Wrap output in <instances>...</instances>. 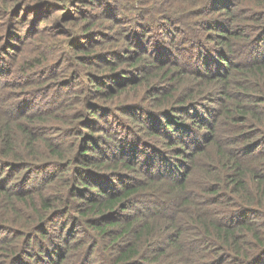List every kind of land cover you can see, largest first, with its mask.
Instances as JSON below:
<instances>
[{"label": "trees", "instance_id": "obj_1", "mask_svg": "<svg viewBox=\"0 0 264 264\" xmlns=\"http://www.w3.org/2000/svg\"><path fill=\"white\" fill-rule=\"evenodd\" d=\"M231 1L234 0H46L58 5L54 20L60 23L64 37L60 39L50 32V41L33 49L38 39L44 37L34 34L38 32V19L44 18L40 12L46 2L0 0V87L7 86L9 92L4 95L9 101L0 109V264H26L24 257H33L31 262L38 264H66V260L76 264H163L165 256L187 264L193 259L185 253L186 239L198 236L206 242L200 247L204 256L196 255L203 260L194 259V264H264V235L259 228L261 218L264 219V49L251 57L236 51L241 48L240 38H252L263 26L264 11L256 10L249 16L246 11L234 14L228 5ZM243 1L264 7L263 0ZM73 2L81 4L69 11ZM83 4L101 11H80L78 6ZM64 8L66 11H61ZM22 10L28 12L25 18ZM206 10L239 17L245 29L242 33L235 32L236 28L220 29L212 35L211 15ZM99 16L114 20L111 28L118 26L124 43H112L103 23L94 22ZM80 20L84 23L75 28ZM65 24L66 32L62 29ZM128 38L147 40L158 49L157 60L147 61L149 64L142 67L145 73L140 80V72H133L130 77L116 73V64L127 59L113 52L105 54L103 50L109 46L110 51L118 50L123 45L128 49ZM262 39L260 34L256 42ZM175 45L180 50L171 52ZM161 46L167 50L162 52ZM25 47L32 54L24 53L18 59ZM253 47L260 48L259 42ZM9 48L12 54L7 59L9 52H5ZM224 48L225 51L220 50ZM52 49H59L57 55ZM213 51L218 60L211 58ZM226 54L233 59L227 61L220 56ZM104 55L114 57L108 59ZM42 67L47 72L40 84H32V88L10 77ZM174 72L191 73L188 75L192 78L193 89L189 87L188 94L178 101L179 95L173 93L179 88ZM35 81L31 79L29 83ZM49 81L54 88L48 89L46 95L53 94V103L57 102V93L66 90L70 94L62 104L61 111L66 116L61 118L70 125L77 142L84 140L77 155L74 150L66 152L65 145L56 146L53 142L57 137L45 138L46 126L34 123L45 120V111L51 108H41L38 103L48 102L40 91ZM195 83L205 86L204 91L197 92L201 99L210 92L223 94L224 100L216 99L218 106L212 109L211 121L196 109L200 99L192 100ZM228 86L231 88L226 90ZM137 87L143 92L139 97H159L160 103L166 104L153 110V114L170 107L167 101H174L175 112L166 119L168 124H183L172 130L178 136L174 151L185 152V159L176 161L163 144L155 140L152 143L147 137L138 138L134 147L130 146L132 157L117 156L120 152L115 150L111 156L105 154L106 157L91 160L90 150L97 147L93 122L101 118L98 113L111 112L114 119L117 117L114 106L106 104L102 96L112 98ZM29 100L37 107L17 109L19 103L24 105ZM137 107L139 104H134L126 111H141ZM191 107L194 110L189 114ZM14 109L18 113H11ZM204 110L212 113L210 107ZM178 112L206 121L207 135L196 131L190 123L174 121L172 116L177 119ZM148 129L155 133L151 134L155 138L163 136L157 124ZM219 131L225 134L222 138L217 136ZM42 141L46 149L40 147ZM72 168L74 177L70 173ZM51 181L65 185L66 190L76 188L67 192L53 184L55 193L47 194ZM71 194H79V198L73 201ZM165 203L170 206L167 212L160 209ZM181 211L186 213L187 227L178 225ZM57 215L67 217L73 226H83L79 242L71 243L76 233L73 230L63 238L46 232L49 221ZM183 232L186 234L182 235ZM62 242H66L63 255L58 250ZM169 246L175 249L169 250ZM29 247H37L35 257L27 253ZM100 251L104 253L97 258Z\"/></svg>", "mask_w": 264, "mask_h": 264}, {"label": "rangeland", "instance_id": "obj_2", "mask_svg": "<svg viewBox=\"0 0 264 264\" xmlns=\"http://www.w3.org/2000/svg\"><path fill=\"white\" fill-rule=\"evenodd\" d=\"M16 3L17 2H21V0H14ZM44 2H46V0H42ZM264 1V0H263ZM81 4V2H73L71 7H68L69 11H74V7L76 5ZM46 7H44V9H42V11L40 12L41 14H43L42 20L38 19L40 24L39 26H37L38 32L36 34H34L35 36H42L44 35L43 39L39 38L37 41L36 46L37 47H33V49H37L39 46H43V44H45V42H49L50 41V32H53L54 34H56V37H61L60 39H63L62 36L64 34L61 33L62 30H60V23H55L56 21L54 20V18L58 15V12H55L58 7L57 4L54 3H47L46 2ZM231 9L233 10L232 12L234 14L239 13L243 11H246L245 15L249 16L252 15L253 12H255L256 10L258 11H264V7H260V6H254V4L252 2H250L249 4H245L243 0H234L231 1V3L228 4ZM80 7V11H86L89 12L91 14L94 13H98L100 11L98 10H93L92 9V5L88 4V5H80L78 6ZM207 8H211V5H207ZM93 10V11H92ZM52 11V12H51ZM61 11H66V9L64 8ZM207 11V10H206ZM21 13L24 14V18L25 16H27V11H21ZM207 13L209 15H211L210 17V24L212 25V28H210V33L212 35H216V32H219L220 29L224 30V29H235V32H243L244 25L243 28L241 27L242 25V20L239 17H228L227 13H223V11L218 12V11H207ZM207 14V15H208ZM238 16V14L236 15ZM4 16H2L3 18ZM228 17V18H227ZM95 18V17H94ZM96 20H94L96 25H99L100 23H103V27H104V31H106L107 33L110 32V35L112 36V43L115 44L118 40L117 44H121L124 43V41H122L123 37L121 35L122 31L118 32L117 30H119L118 26H116L115 28H111V26H113L114 24V20H108L107 17H96ZM224 21H223V20ZM46 21V24L43 26V22ZM23 21L19 22V24H21ZM63 23H66L63 22ZM83 20H80L76 26H74L75 28L81 24H83ZM28 25H30V22H28ZM108 25V26H107ZM48 26V27H47ZM19 27V26H16ZM16 29V28H15ZM62 29L66 32V24L64 27H62ZM113 29V30H111ZM21 31V30H19ZM109 31V32H108ZM138 33V32H137ZM136 33V35H137ZM263 36L264 40V24L263 26H260L259 29H257L256 33L253 35V37L250 39H243L240 38L242 40H240L242 43L241 44V48L238 47L236 48V51L240 53H246V56L251 57V56H255L257 54H255L256 52H258V50L261 49V51L264 49V41H258L260 44V48H254L253 45L254 43H258L256 42V39L258 36ZM125 36V35H124ZM2 37V32H0V38ZM135 37V36H134ZM148 39V38H147ZM246 40V41H244ZM122 41V42H121ZM129 48L128 49H124V45L123 46H119L121 47L120 49H114V50H109L111 47H104V52L105 54H110L111 52L115 53L118 56H122L124 55V57L127 59L126 61H121L118 62L119 64H116L117 68L115 71H118L116 73H118L119 75L124 74L125 73V77H130L131 75H133V72H137V73H141V76L138 78L139 80L141 78H143L145 71L144 68L146 64H149L147 61H153V60H157L156 56H157V51L158 49L151 46L149 44V42H147V40H143L141 41V38H133L129 39ZM136 42V43H135ZM135 43V44H134ZM159 44V43H158ZM263 45V47H261ZM108 46V45H107ZM151 47V48H150ZM216 47V46H214ZM227 47V46H226ZM27 47H25L22 51H20L19 55H18V59L20 58V55L24 54V53H31V50L26 49ZM161 49L162 52H165V50H167V48L165 46H161L159 47ZM226 48L224 49H220L221 51H225ZM180 49L175 45L174 47H172V51L171 52H176L179 51ZM219 50V51H220ZM12 49L9 48L5 53L9 52V55L7 56V59L11 58V54H12ZM54 55H57V53L59 52V49H52L51 50ZM260 51V53H262ZM101 53V52H99ZM212 55V59L213 60H218V54L217 52L213 51L210 52ZM219 53V52H218ZM235 54L234 51H230V54ZM113 54V55H115ZM113 55H104V58H108V59H112L114 56ZM222 57L225 58V60L227 61H231V59H233V57L229 54L226 55H220ZM227 56V57H226ZM236 57V55H235ZM129 61H133L134 64H130ZM63 64V63H62ZM214 63H211V65ZM50 69V65L48 66ZM226 67H229V64H226ZM175 69L178 71L179 70V66H176ZM114 71V72H115ZM46 70L44 71L43 67L41 68V70L39 71H27L24 74H20V72H17V74L15 73L14 75L10 76V77H14V80H20L22 83L25 84V86H29L30 88H32V86L36 85V84H40L41 79L43 78V73L46 74ZM155 72V71H154ZM178 73V74H177ZM174 74L176 75V79H175V84L179 87L178 89H176L175 91H173V93H176V95L178 94L179 97L176 99V101L182 99L183 97H185L188 92H186V90L189 91V87L192 88L191 84V77L189 75H191V73L188 74H180L179 72H177ZM138 75V74H137ZM125 77H122L121 79H124ZM31 79L36 80L34 83H29V81ZM178 80V81H176ZM126 80H121L122 83H124ZM197 83V82H196ZM194 84V90H195V94L193 93V97L192 100H199V106L196 108L199 112H201V114L203 116H207L208 121H211L212 119V115L214 114L212 112V109H215L218 106V101L216 100L217 98L220 100H224L223 98V94L221 92H210L208 94H206L204 96V98L201 99V97H198L197 92L198 90H203L205 86L199 87L198 84ZM34 84V85H32ZM1 85V84H0ZM14 87V86H13ZM26 87V88H29ZM209 87V86H208ZM16 89H18L17 87H15ZM54 88V86H52V83L49 81L44 88H42V90L40 91V95H43L45 101V104H43L42 101L38 100V103L40 105L41 108L43 107H48L51 106L50 109H48L49 111H45V120L43 121H34L35 125H44L46 126V131L44 132L45 134V138L48 135L49 137H57L54 139V144L56 146H60V147H64V149H66V152L68 151H73L76 152L77 155V151H80V146L81 144H84V140L83 138H80L77 142V138H76V134L72 133L73 131L71 129H69L70 125H67L68 123H64V119L61 118L62 116H66L62 113L61 108L63 107L62 104L66 103V98L69 97V92H67L66 90L61 91V93H57V102L55 101L53 103V101H51V96H53L52 93L46 95V92L48 89H52ZM170 87H168L167 89H169ZM229 88H231V86H228L226 88V90H228ZM167 89H165L167 91ZM182 89V90H180ZM193 89V88H192ZM209 89V88H208ZM163 90V91H165ZM184 90V91H183ZM207 90V89H206ZM7 86L3 88L0 87V109H4V106L7 104L6 100L8 99H4V95L9 92H7ZM142 88L141 87H137L133 92H128V89L124 92L121 93L119 96H115L112 98H106V96H102L105 97V99L102 98V100L105 101L106 104L108 105H112L113 107V111L116 113L115 115L117 116L116 119H114V114H110V113H104V115H102L101 113H98L97 117H101L99 119L95 118L94 122H93V131H94V143L97 145V147H95V149H91L90 151V158L91 160H97L103 157H106L105 154H107L108 156H111L112 154H115L113 151L118 150L120 153L117 156H123L122 154H124V157H132V153L129 152V150L131 149L130 146L134 147V142L136 143L139 139L138 138H147L148 139H152V143L154 142H158L159 144H163V148H166L168 150V155L171 156H175L174 158H176V161H179L180 159H185L184 158V153L185 152H181L180 154H176V151H174L177 148V144L175 142H177V133H175L172 129H177L179 127H182L183 124L178 125L176 122H171V124H168L166 117L170 116L171 113L175 112L174 109H176V104L173 103L174 101H167L166 103H169L167 105H170V107H164V110L161 111V113L159 114H153V110L158 111V108H161L162 106L166 105L160 103L161 100H159L160 98H155V96H149L144 94L142 97H139L142 94ZM204 93V92H203ZM133 95H137L139 98H135ZM161 96V95H160ZM198 97V99H196ZM11 98V97H10ZM17 98L21 99V98H25V96H17ZM4 99V100H3ZM12 99V98H11ZM9 101V100H8ZM35 99L33 100L34 103ZM138 101V102H135ZM22 102V100L20 101ZM31 100L28 101V103L25 101L23 103H25L24 105H20V103L17 105V109L19 108V110L24 111L25 109H30V108H36V103L32 105L30 104ZM36 102V101H35ZM190 101H188L189 103ZM59 103V104H57ZM124 103V105L126 106H118L119 104ZM139 104V108L141 109V111H138L137 109L133 111V114H131L132 112H127L126 109H131L133 108L134 104ZM195 103V102H194ZM116 105V106H115ZM142 105V106H141ZM210 107L211 108V112L210 114H208L204 109ZM37 110V109H36ZM190 113L193 112V107L188 109ZM197 111V112H198ZM196 112V114H197ZM11 113H18L16 111V109H14V111H11ZM180 115H177V119H175V115L172 116L174 121H180L182 120V122L184 124H188L190 123L191 125L196 127V131L199 130L198 132L201 134H206V125L207 123H205L206 121L202 120L201 122L199 120H197L194 116H190L189 114L183 112H178ZM177 114V113H176ZM161 119V120H159ZM164 119V121L162 120ZM224 121V120H222ZM205 123L203 126H199V123ZM157 124L158 128L161 131V133H163V136L161 137L159 135V138H155L153 137L151 134H155L150 132V129H148L149 125L151 124ZM148 124V125H147ZM170 125V126H169ZM31 128H35L36 126H30ZM170 129L169 132H167L165 128ZM226 128H228L229 131V125H226ZM224 131L225 128H224ZM166 132V133H165ZM167 134V135H164ZM225 134L223 133V131H219L217 136L222 138V136H224ZM78 143V145H77ZM151 143V144H152ZM40 144V147H43L46 149L45 143L44 141H42ZM171 144V148L169 147V145ZM77 145V146H76ZM58 146V147H59ZM94 147V146H93ZM186 147L189 148V145H186ZM184 148L180 149L183 150ZM123 150V151H122ZM178 150V149H177ZM131 154V155H129ZM129 155V156H128ZM178 155V156H177ZM173 158V159H174ZM185 163V161H183ZM73 164L75 165V160L73 161ZM133 165H136L135 163H133ZM1 167V165H0ZM181 170H183L184 166H181ZM74 169L72 168L70 173L71 176L74 177L75 173H74ZM4 170V169H3ZM68 172V170H66ZM82 175V174H81ZM84 175V174H83ZM0 176H2L1 171H0ZM53 184H55L56 186H58L56 189L60 188L63 191H67V192H72L75 190L76 187H70L68 190H66V186L62 185L61 183H55L54 181H51V183L48 185L51 188H47L46 189V193L47 194H52L55 193V190L52 186ZM54 190V191H53ZM197 191V190H196ZM58 193V191H56ZM199 192V191H197ZM77 196H75L74 194H71L72 200L76 201L77 198H79V194H76ZM151 197V196H149ZM161 210L167 212V209H170V206L165 203L162 205V208L160 207ZM185 212H180L179 217H180V221L178 222V225L181 227H187V216L185 215ZM52 215V213L50 214ZM257 216V215H256ZM255 216V217H256ZM262 217V216H261ZM256 219H259L256 218ZM261 223L259 222V228H261L263 230L262 235H264V219L261 218ZM48 228L46 230V232L50 231L54 232L55 235H60L61 238L65 237L66 234L69 231L76 232L75 235H72L73 241L71 243H77L79 242L78 239L81 236V234L84 232V228L83 226H73V223L70 222L68 220L67 217L63 216V215H57L56 217H54L51 221H49L48 223ZM186 233H182V235H185ZM163 235V234H162ZM161 234L158 236L159 238ZM56 237V236H55ZM206 239L198 236L195 239H186V248H185V253L187 254L188 257H190L193 260H190L187 264H194V259H198L196 261L199 260H203V259H199V257H197L196 255L198 253H200V247L201 245H203L206 241ZM161 242V239H160ZM183 243V242H182ZM64 244H66V242H62L61 244V248L58 249L59 251H65L66 246H64ZM169 250H174L175 247L174 246H169L168 247ZM253 249V248H251ZM250 249V250H251ZM29 254H32L34 257L37 253V247H29L28 249ZM64 251L61 252V254H64ZM199 251V252H198ZM104 252L100 251L98 253H96V257L98 258V255H102ZM203 253H200V256H204L202 255ZM209 256V255H208ZM211 256V255H210ZM44 258L47 259L48 256H43ZM65 257H66V253H65ZM73 257V255H71V258ZM26 264H28L29 262L31 264H38L36 262H31L34 261L35 258L31 257V260H28V258L24 257ZM205 259V258H204ZM74 260H66V264H74ZM163 264H179L178 261H174L173 258L168 256H165L164 260H162ZM76 264V263H75ZM256 264V263H255Z\"/></svg>", "mask_w": 264, "mask_h": 264}]
</instances>
